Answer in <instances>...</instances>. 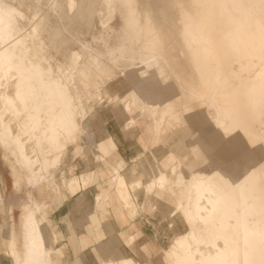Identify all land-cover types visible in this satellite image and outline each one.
Masks as SVG:
<instances>
[{
	"label": "bare ground",
	"instance_id": "obj_1",
	"mask_svg": "<svg viewBox=\"0 0 264 264\" xmlns=\"http://www.w3.org/2000/svg\"><path fill=\"white\" fill-rule=\"evenodd\" d=\"M39 1L28 7L27 17L20 1L0 0V148L17 166L11 170L14 186L21 170L36 187L53 181L69 145L77 153L78 140L96 146L94 165L65 183L72 192L76 184L78 191L83 188L67 206L77 214L72 215L73 228L65 222L73 264H85L89 247L94 264H139L132 254L142 257L143 264L157 254L159 264H264V0H164L178 9L176 37L188 74L169 53L173 33L157 23L150 8L139 9L137 0H100L107 12L119 7L124 27L115 52L109 49L106 56L115 65L125 57L124 49L141 43L135 55L143 65L139 73L123 74L138 93L131 94V102L114 94L113 106L101 111H93L88 102L113 84L99 86L111 71L103 53L82 45L70 53L65 67L60 65L50 52L58 33L49 32ZM54 1L49 0L51 7ZM65 7L68 14L79 10L77 0H65ZM144 86L151 91L145 93ZM135 106L145 108L155 126L149 154L138 146L131 158H144L125 167L119 134L134 141L138 127L121 124L118 134L105 124L112 115L121 122ZM209 107L214 114L204 113L207 127L201 116ZM165 119H174L178 127L168 136ZM104 170V183L113 193L100 183ZM164 193L173 203L163 218L177 214L186 231L176 233L166 250L152 243L134 245L139 232L128 233L125 247L117 250L121 256L112 255V241L104 245L102 239L118 233L124 240L113 223L134 224L136 201L144 206V199H150L157 206ZM20 226V247L13 229L4 241L13 264H58L63 253L53 243L63 235L47 219L42 202L24 207Z\"/></svg>",
	"mask_w": 264,
	"mask_h": 264
},
{
	"label": "rangeland",
	"instance_id": "obj_2",
	"mask_svg": "<svg viewBox=\"0 0 264 264\" xmlns=\"http://www.w3.org/2000/svg\"><path fill=\"white\" fill-rule=\"evenodd\" d=\"M18 1L22 3V12L27 17L30 16L31 11L28 10V7L32 9L36 4L35 0ZM54 2L55 5L51 7L49 4V0L39 1V8L42 12L47 14V19L50 26L49 32L58 33V37L56 38V40H54L53 43L56 48L54 50L50 49V52L53 55L54 59L60 65L65 67V65L68 63V56L70 55V53L81 51L82 45H86L90 46L94 51L103 53V62H105L106 66H108L111 70L110 75L103 77V79L99 82V86H102L108 81L113 80L111 89L105 92L104 87H102L99 91L98 98L96 97L97 99L94 98L93 100L89 101L88 105L92 107L93 111H101L105 107L111 108L115 101V98H113L114 94V97H116L117 95L121 98L127 99L125 100V102H131L132 96L135 94L137 95L138 93L131 86V84H129V82L124 79L123 74L129 73V71L132 70L135 73H139V70L143 68V65L138 62L135 55V53H137L138 51L137 47H140L141 43H139V45L137 46H133L131 49H124L122 56L125 57L119 58L115 65L106 56V53L109 49L115 52V45L120 42V39L118 42V38H120L124 34L121 10L119 9V7L116 6L115 10L114 8H112L113 10H111V12H107L103 7H101L100 0H77V9L79 10H75V12L68 14L65 7V0H55ZM137 6L139 9L147 6L148 8H150L152 16L157 21V23L159 22L163 26H166L167 28L169 27L168 29L173 33V37H171L172 42H170L174 46L169 51V53L176 58V61L178 63L177 68L181 69V71L185 74H188L189 69L186 65L185 60L180 55V50L183 47L180 40L176 37V31H179L180 27L177 7L169 5L167 2H164V0H137ZM101 9L103 11L105 10L106 12H103ZM98 12L101 13L99 14ZM106 13L108 16H106ZM105 18H107L108 20H106ZM102 23L104 25H102ZM42 37L43 40L48 43L49 39H47V35L45 36L44 34ZM99 38H101V40H99ZM129 54L130 56L132 54L133 59H131V61L127 63L125 58H127ZM116 56L118 57L117 53ZM130 65L133 66L128 67ZM142 90L147 93L151 91V87L144 86ZM97 101L99 102L96 103ZM141 105L142 102L139 101V106ZM137 106H135L137 109L131 107L128 110L129 113H127L126 117H124L121 122H119L115 118V116L112 115L105 124L109 132H118V130L121 129V124L124 126H127L128 124L127 127L133 125V127H138L139 138L134 141L122 138V134L118 132V134L120 133L119 138L122 144V147H120L122 150V156L126 161L125 167H129L137 160H142V158H144L143 155L149 154L148 151L151 150V147L149 146V138L150 131L155 126V121L153 116L148 115V113L144 111L145 108H139V110ZM92 110L88 113V119H90L91 114L93 113ZM141 111L144 112L142 113ZM211 111H213L211 107L203 111V116H201L203 118V121H205V118L207 117V114L204 113L209 112L210 114H214V112L211 113ZM175 114L177 116L179 115L178 109ZM205 123L207 127L210 126L206 121ZM164 126L166 128L165 136L170 135L172 132L178 129L174 119H165ZM145 138H147L148 140ZM75 145L81 147L79 152H75L74 145L68 146L67 155L61 160L58 169L55 171L53 181H42L43 184L41 183L36 187L32 186L26 181L24 176L25 172L21 170L17 171V178H19L20 180L19 184L18 186H14V175L11 170L15 164L13 163V159L11 157L5 158L3 156V151L0 148V264H13L10 256H8L5 252L4 241L9 238L10 231L11 229H13L17 238L18 245L20 247L21 216L24 212V207L32 205L33 200L42 202L45 205L47 219H49L51 222H55L57 229L62 232L63 237H60V239L58 237L57 240H55L53 243V246L56 249H60L63 253L61 259H59L58 264H73L75 258L72 254V243L69 240V236H71V233H69L68 230L70 229V227H67L65 222L69 220L71 223V227L73 228L72 215L76 217L77 214L75 208H72V210L70 211L67 206L68 202L71 199L73 200L74 197H77L81 194L83 188L78 191L77 187L79 185L76 184L77 186H74L72 192L71 190H67L65 183L70 178L79 176L80 172L92 167L94 165L93 162L95 161L94 153L97 154V149L93 142H87L86 140L82 139L81 141L78 140ZM138 146H142V148H145L143 149L145 153H143V155H136L137 158L134 159L133 157L132 159L131 156L135 155ZM205 166L206 163L199 167V169H202ZM107 179V172L104 170L103 175L100 178V183L105 185L104 182H106ZM84 180H87V177L84 178ZM48 182L52 184L48 186ZM105 187L109 189V193H113V189L106 185ZM87 189L92 188L89 187ZM92 192V195L90 196L91 198L95 195V192ZM64 194L65 197L63 198ZM114 201L116 202V200ZM172 203L173 197L168 193H164L161 196L157 206H154L150 199L149 201L144 199L143 206L141 201H139L138 199L136 201L137 211L135 213L136 217L134 219V224L132 223L131 225V222L127 221L125 224H123V226L120 225L119 227V225L111 221L114 227L117 228V231H119L120 237L124 238V240L122 239L123 243L119 238L118 233L105 236L102 239L101 243L107 245L112 241V243L108 245L113 246L111 249V254L119 257L121 256V254H118L119 252H117V250L119 249V246L122 247V249L125 247V239L127 238V234L139 232L134 245L138 246L139 244V247H141L144 244L152 243V245H154V247L157 249H168V247L171 246L174 235L178 232L184 233L186 231V227L183 225L177 214L173 216L172 220H170V218H163L171 207ZM174 212L175 211L170 214H173ZM113 218L115 220L114 216ZM113 218L112 216L109 217V219L112 220ZM123 218H125V216ZM169 222L170 224H168ZM113 239H117L118 241H113ZM90 249L91 248L89 247L85 250V264L95 263L93 254L89 252ZM132 256L139 262V264L144 263V261L141 259L142 257H139V255L132 254ZM149 258V264H159V254L152 255Z\"/></svg>",
	"mask_w": 264,
	"mask_h": 264
},
{
	"label": "crops",
	"instance_id": "obj_3",
	"mask_svg": "<svg viewBox=\"0 0 264 264\" xmlns=\"http://www.w3.org/2000/svg\"><path fill=\"white\" fill-rule=\"evenodd\" d=\"M10 236V235H9Z\"/></svg>",
	"mask_w": 264,
	"mask_h": 264
}]
</instances>
